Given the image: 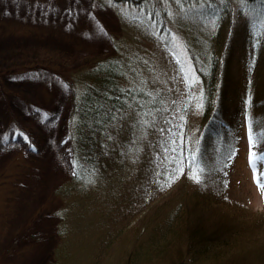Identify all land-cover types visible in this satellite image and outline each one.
<instances>
[{
	"label": "rangeland",
	"instance_id": "obj_1",
	"mask_svg": "<svg viewBox=\"0 0 264 264\" xmlns=\"http://www.w3.org/2000/svg\"><path fill=\"white\" fill-rule=\"evenodd\" d=\"M242 2L246 5L245 0L234 3L231 13L240 49L245 29L251 33L252 24L264 29V20H254ZM203 5L178 7L161 0L154 7L160 26L151 15L155 12L144 6L98 0H0V264H126L131 257L132 263H142L147 259L142 252L149 244H159L167 223L174 228V210L184 192L202 180L209 186L219 174L233 202L254 214L264 213V189L257 183L264 179V124L256 106L245 110L249 99L264 106V75L250 78L246 65L240 69L239 52L233 72L239 92L229 109L238 120L234 118L235 130L224 139L230 141L231 152L221 166L208 156L209 166H220V173L212 177L210 169L201 172L202 163L197 166L203 87L186 37L195 44L178 25L188 33L189 18ZM45 50L60 55L63 64L42 65L28 56ZM261 50L259 57H264V47ZM94 54L126 57L124 62L133 64L135 75L152 93H164L169 112L154 124L132 117L141 128L129 134L120 159L85 192L76 190L65 198L56 194L71 183L72 173L66 154L70 141L62 133L70 96L63 76ZM246 55L253 56L251 49ZM28 138L37 152H25ZM17 159L26 161L20 171L27 176L4 180L3 175L18 172ZM164 262L157 258L142 264Z\"/></svg>",
	"mask_w": 264,
	"mask_h": 264
},
{
	"label": "trees",
	"instance_id": "obj_2",
	"mask_svg": "<svg viewBox=\"0 0 264 264\" xmlns=\"http://www.w3.org/2000/svg\"><path fill=\"white\" fill-rule=\"evenodd\" d=\"M98 1L144 6L149 11L152 9L155 13L151 15L155 22L163 26L162 19L155 9L161 0ZM170 1L176 3L178 7L204 4L187 22L192 29L184 33L183 25L180 23L178 30L183 36L188 35L190 41L193 40L195 44L192 45L186 37L193 66L203 87L202 129L198 153L200 160L197 159V166H199L198 162L202 163L201 172L205 170L207 173V169H210L212 177V173H220L221 164L227 160V155L231 152L230 141L224 139L234 132L233 123L238 120V116H233V112L229 111L233 97L238 96L239 92L237 88L239 79L237 80L233 74L237 69V60L235 61L237 52L240 53V69H244L246 65L250 78L254 74V76L264 75V57H259L261 48L264 47V29L257 24H252L251 33L245 29L240 49L239 44L236 43L238 37L232 25L234 22L231 13L234 10V3H239L241 0ZM245 1L246 5L242 2V6L246 8L247 14L254 13L253 19H257L256 21L264 20V0ZM245 23L248 24V20ZM248 49H251L253 56L246 55ZM37 54L38 56L34 54L28 56L36 58L42 65L50 63L62 65L64 61L59 57L60 55L57 56L51 50ZM125 59L119 55L105 57L94 54L86 57L82 67L63 76L70 96L62 133H66L70 141L66 154L69 157L72 173H70L71 183L63 184L58 189L57 195L68 198L76 190L85 192L98 175L108 171L120 159L123 147L130 141L129 134L139 130L138 127L141 128L140 125L133 124L132 117H145L154 124L156 118L162 119L169 112L164 93L157 92L160 95L152 93L153 89L144 84V79L135 75V67L131 63L124 62ZM254 106L261 111V124H264L263 104L259 107L257 100L245 101V110L248 108L250 111ZM223 113L228 114V117ZM237 113L239 112L236 109ZM12 120L15 121L13 118ZM184 125L187 126L186 121ZM20 131L26 132L24 129ZM19 134L21 137L24 136ZM63 141L62 139L60 143L63 144ZM25 143V152L38 151L36 143L33 144L31 139L28 138ZM260 155L264 158V152ZM28 156L24 159L30 161ZM208 156L213 162L215 161L214 164L220 166H209ZM25 162L17 159L15 166L18 172L3 175L4 180H10L14 176L15 178L18 176L20 180L25 179L27 172L20 171V168L27 167ZM219 176L223 177L220 174ZM220 177L209 186L202 185L205 180L197 182L199 184L194 186V190L184 192L174 210L175 213L177 212L174 228L170 229L171 223L168 222L165 226L167 232L163 233L159 244H156L161 245L160 248H154L155 244H149L142 252L144 257L147 254V259L161 258L165 264H194V262L196 264L197 262L264 264V213L254 214L247 207L233 202L227 196L225 179L220 180ZM147 259H142V263ZM142 263L138 260L132 263L131 257L126 264Z\"/></svg>",
	"mask_w": 264,
	"mask_h": 264
},
{
	"label": "snow or ice",
	"instance_id": "obj_3",
	"mask_svg": "<svg viewBox=\"0 0 264 264\" xmlns=\"http://www.w3.org/2000/svg\"><path fill=\"white\" fill-rule=\"evenodd\" d=\"M262 159H264V158H262ZM194 179H196L197 182H199V175L198 174H195L194 175ZM257 183H258L259 187H261L262 189H264V179L258 180Z\"/></svg>",
	"mask_w": 264,
	"mask_h": 264
}]
</instances>
